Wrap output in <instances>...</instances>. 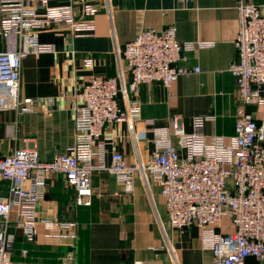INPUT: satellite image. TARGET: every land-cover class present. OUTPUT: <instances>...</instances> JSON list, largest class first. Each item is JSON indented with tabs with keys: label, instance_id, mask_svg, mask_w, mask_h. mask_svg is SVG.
<instances>
[{
	"label": "built area",
	"instance_id": "built-area-1",
	"mask_svg": "<svg viewBox=\"0 0 264 264\" xmlns=\"http://www.w3.org/2000/svg\"><path fill=\"white\" fill-rule=\"evenodd\" d=\"M236 59L228 71L232 76L241 107L232 136H207L205 124L213 116L199 115L191 120L186 133L179 119L167 127L150 126L153 150L145 163L130 165L118 152L106 163V149L99 137L104 129L133 123L140 117L139 87L159 83L168 89L189 72L183 66L184 50L204 49L213 43H180L176 28L157 31L143 29L122 50L125 60L112 78H94L78 90L73 108V144L50 161H41L30 148L17 149L0 158V181L7 183L0 196V264H34L29 250H19L13 258L9 249L13 235L20 232L26 245L40 236L55 241H76L78 223L74 220L37 219L36 204L47 191L52 175L62 176L75 193V205L89 206L91 176L107 172L125 193H133L137 175L146 183L151 179L160 188L167 215L166 226L174 230L197 227L203 249H209L212 264H247L253 259L264 264V121L255 119L264 110V4L236 5ZM105 10L111 19V0H0V110L30 113L34 99L19 98L21 61L29 54L54 52L42 44L37 33L48 27L69 30L76 37L90 36L94 17ZM93 59L83 60L91 68ZM131 76L129 84L125 74ZM252 107L255 112H246ZM176 139V144L172 139ZM184 152V156L180 155ZM15 213L14 222L10 220ZM162 227L163 225L160 224Z\"/></svg>",
	"mask_w": 264,
	"mask_h": 264
},
{
	"label": "crops",
	"instance_id": "crops-1",
	"mask_svg": "<svg viewBox=\"0 0 264 264\" xmlns=\"http://www.w3.org/2000/svg\"><path fill=\"white\" fill-rule=\"evenodd\" d=\"M239 1L264 4V0H111V19L105 10L100 11L90 36L75 38L69 30L55 26L39 31V42L52 45L54 52L31 53L21 61L20 101L34 99L36 104L30 113L0 110V158L23 148L34 149L41 161L65 153L73 144L78 90L94 78L115 77L125 65L117 51L145 28L161 31L174 26L178 42L203 41L213 46L184 50L182 65L189 70L198 67V73L179 77L168 89L159 83L139 87L140 117L105 128L98 139L104 143L106 163L113 152L121 153L130 165L147 162L153 150L147 120L153 121L151 127H167L179 119L190 133L194 116L210 115L207 136H232L240 102L228 67L236 59L233 41ZM87 57L93 59L91 68L83 67ZM130 79L126 73V84ZM246 112L255 110L247 107ZM255 119L264 121V113L256 112ZM172 141L177 143L175 138ZM47 184L44 199L36 204V218L76 221L78 239H46L38 228L35 244L22 242L14 250V236L21 234L12 226L9 249L14 259L26 247L27 259L34 264H212V253L202 248L197 227L174 230L166 226L160 188L151 179L145 183L137 175L135 189L128 194L111 174L95 172L92 196L85 199L89 206L75 205L73 190L61 176H50ZM6 190L7 183L0 181V196ZM15 219L11 213L10 220ZM247 264L256 263L248 259Z\"/></svg>",
	"mask_w": 264,
	"mask_h": 264
},
{
	"label": "trees",
	"instance_id": "trees-1",
	"mask_svg": "<svg viewBox=\"0 0 264 264\" xmlns=\"http://www.w3.org/2000/svg\"><path fill=\"white\" fill-rule=\"evenodd\" d=\"M62 177V176H61ZM63 178V177H62ZM48 185V184H47ZM73 195H74V199H75V193H74V191H73ZM73 199V200H74ZM74 203H75V201H74ZM78 231H79V226H78ZM23 241H22V238L20 237V236H18V237H15L14 236V243H13V248H14V250H15V248H18L19 247V245H21V243H22ZM14 252V251H13Z\"/></svg>",
	"mask_w": 264,
	"mask_h": 264
},
{
	"label": "rangeland",
	"instance_id": "rangeland-1",
	"mask_svg": "<svg viewBox=\"0 0 264 264\" xmlns=\"http://www.w3.org/2000/svg\"><path fill=\"white\" fill-rule=\"evenodd\" d=\"M240 107H241V104L239 103L238 106H237V108L239 109ZM258 113H259V114H263V113H264V110L259 109V110H258Z\"/></svg>",
	"mask_w": 264,
	"mask_h": 264
}]
</instances>
